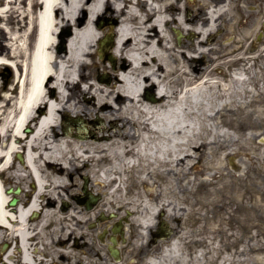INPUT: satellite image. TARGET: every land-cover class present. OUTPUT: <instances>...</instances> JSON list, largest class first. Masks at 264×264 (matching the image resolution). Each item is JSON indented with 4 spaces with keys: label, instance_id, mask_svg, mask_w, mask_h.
<instances>
[{
    "label": "bare ground",
    "instance_id": "1",
    "mask_svg": "<svg viewBox=\"0 0 264 264\" xmlns=\"http://www.w3.org/2000/svg\"><path fill=\"white\" fill-rule=\"evenodd\" d=\"M235 2L3 0L0 30L6 33L8 46L2 50L0 44V67L9 63L15 75L0 95V237L17 234L24 259H31L28 239L35 227L41 230L52 220L60 232H66L68 222L59 219L78 216L83 208L63 192L79 195L80 181L74 172L88 178L87 191L103 197L101 209L112 204L134 207L138 212L133 219L143 227L159 204L153 207L149 190L141 187L160 186L166 200L168 190L163 185L178 183L195 165L198 152L202 155L215 143L213 127L200 133L202 120H213L217 126L216 93L230 98L232 82L246 80V72L232 70L225 82L215 73L219 56L205 71L193 63L205 54L203 46L217 34L220 19L234 18ZM240 2L242 11L252 1ZM260 6L264 8V0ZM108 11L114 18L120 16L111 50L115 66L104 62L106 54L94 66L93 48L103 33L96 19ZM66 29L71 32L60 50L61 31ZM186 31L191 35L189 47L181 44ZM175 32L182 35L179 44ZM101 73L109 80H101ZM77 85L79 95L73 96L71 90ZM152 86L155 100L146 95ZM63 112L88 119L96 114L104 133L93 138L63 132ZM106 120L113 127H120L118 121L127 125L125 130H104ZM17 154L22 165L14 173ZM9 168L14 173L10 179L19 175L32 180L25 206L8 204ZM127 192L132 195L124 197ZM64 202L69 208L60 206ZM32 211L41 213L37 223L29 218ZM180 244V239L172 238L149 264H190Z\"/></svg>",
    "mask_w": 264,
    "mask_h": 264
},
{
    "label": "rangeland",
    "instance_id": "2",
    "mask_svg": "<svg viewBox=\"0 0 264 264\" xmlns=\"http://www.w3.org/2000/svg\"><path fill=\"white\" fill-rule=\"evenodd\" d=\"M240 1L243 0L235 2L234 18L220 19L217 34L203 46L205 54L193 64H199L200 70L205 71L219 56L216 76L226 82L232 70L240 69L245 70L246 80L232 82L230 98L219 91L216 93L219 95L214 105L220 109L215 119L217 126L204 117L199 130L207 134L209 127H213L217 133L215 143L202 155L198 152L195 165L186 170L178 183L163 185L168 190L174 219L181 220L179 226L174 220L173 239L181 240L183 257L190 264H264V8L260 6L262 0H251L241 11ZM11 18L15 21L13 15ZM108 30L104 25L103 32ZM184 34L181 44L189 47L190 33ZM5 35L0 30L4 42L7 41ZM175 43L179 41L176 39ZM97 44L91 57L94 66L102 62ZM3 83L4 76L0 75V95L5 92ZM71 91V95H79V85ZM10 92L16 93L15 90ZM95 117L96 114H92L87 119ZM118 123L120 127H113L107 121L104 130H125L127 122ZM15 158L14 168L22 165L21 160ZM14 173L13 169L7 170L6 185L22 186V196L29 197L31 178L16 175L10 179ZM73 176L78 177L79 191L83 195L85 181L78 172ZM63 192L73 201L67 191ZM127 193L124 197L132 195ZM59 220L68 222L65 218ZM171 264L183 263L173 261Z\"/></svg>",
    "mask_w": 264,
    "mask_h": 264
},
{
    "label": "flooded vegetation",
    "instance_id": "3",
    "mask_svg": "<svg viewBox=\"0 0 264 264\" xmlns=\"http://www.w3.org/2000/svg\"><path fill=\"white\" fill-rule=\"evenodd\" d=\"M2 3L0 0V5ZM0 44L2 50L7 49V42L1 38ZM0 75H5L3 86L8 88L14 80V69L6 63L0 67ZM141 189L149 190L153 207L159 204L143 227L140 220L133 219L138 212L134 207L112 204L103 210L99 207L102 196L91 202L90 196H74L72 199L78 200L83 208L78 216L67 220L66 232L60 234L58 225L52 220L41 230L35 227L28 239L30 260L23 258L21 238L17 234L0 237V264H149L150 258L160 257L172 240L174 220L177 226L181 225V220L174 219L170 199H163L160 186ZM13 197H9V205ZM16 197L18 202L10 206H25L30 199V196H22V190ZM40 216L41 213L32 211L29 218L37 223Z\"/></svg>",
    "mask_w": 264,
    "mask_h": 264
},
{
    "label": "water",
    "instance_id": "4",
    "mask_svg": "<svg viewBox=\"0 0 264 264\" xmlns=\"http://www.w3.org/2000/svg\"><path fill=\"white\" fill-rule=\"evenodd\" d=\"M63 33H64V34H67V35H70V31H69V30H67V32L64 31ZM178 37H179V39H180V37H181V33H179V32H178ZM110 42H111V41H110ZM65 46H66V38H65V37H62V41H61L60 46H59L60 50H61V49H64ZM111 59L114 60L113 57H112ZM27 130H29V129H27ZM65 131H66V130H65ZM78 136L82 137V136H84V134L80 133V134H78ZM11 190H12V188L8 189L7 192H10ZM19 190H20V188H17V189L15 190V192H18ZM84 190H85V192H87L86 185H85V187H84ZM87 193H88V192H87ZM91 201H95V198H92L89 202H91ZM16 202H17V199H16V198H13V199L10 201L11 204H15Z\"/></svg>",
    "mask_w": 264,
    "mask_h": 264
}]
</instances>
